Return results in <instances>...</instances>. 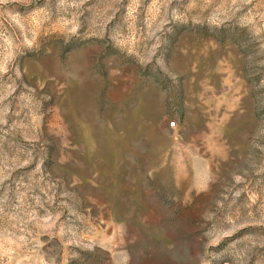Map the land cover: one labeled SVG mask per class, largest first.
I'll return each instance as SVG.
<instances>
[{
	"label": "rangeland",
	"instance_id": "374dc122",
	"mask_svg": "<svg viewBox=\"0 0 264 264\" xmlns=\"http://www.w3.org/2000/svg\"><path fill=\"white\" fill-rule=\"evenodd\" d=\"M0 264H264V0H0Z\"/></svg>",
	"mask_w": 264,
	"mask_h": 264
},
{
	"label": "built area",
	"instance_id": "2783aa9c",
	"mask_svg": "<svg viewBox=\"0 0 264 264\" xmlns=\"http://www.w3.org/2000/svg\"><path fill=\"white\" fill-rule=\"evenodd\" d=\"M171 127H175V123H171V125H170Z\"/></svg>",
	"mask_w": 264,
	"mask_h": 264
}]
</instances>
